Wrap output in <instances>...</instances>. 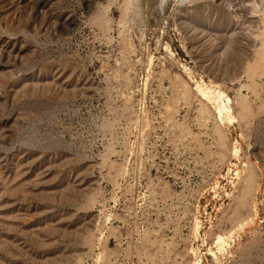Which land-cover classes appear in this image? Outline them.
I'll list each match as a JSON object with an SVG mask.
<instances>
[{
	"label": "rangeland",
	"instance_id": "1",
	"mask_svg": "<svg viewBox=\"0 0 264 264\" xmlns=\"http://www.w3.org/2000/svg\"><path fill=\"white\" fill-rule=\"evenodd\" d=\"M0 264H264V0H0Z\"/></svg>",
	"mask_w": 264,
	"mask_h": 264
},
{
	"label": "bare ground",
	"instance_id": "2",
	"mask_svg": "<svg viewBox=\"0 0 264 264\" xmlns=\"http://www.w3.org/2000/svg\"><path fill=\"white\" fill-rule=\"evenodd\" d=\"M227 102V101H226ZM224 107V106H223ZM223 109H225L224 111L225 112H223V113H225V115L228 117V118H230V115H229V112L226 110V108L224 107ZM219 111V113H221L222 114V111L221 110H218Z\"/></svg>",
	"mask_w": 264,
	"mask_h": 264
}]
</instances>
